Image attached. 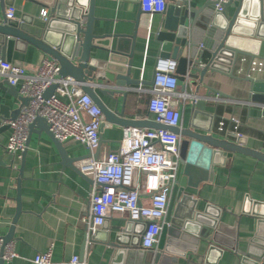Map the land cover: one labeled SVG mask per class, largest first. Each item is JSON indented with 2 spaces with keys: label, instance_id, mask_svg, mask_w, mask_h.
Masks as SVG:
<instances>
[{
  "label": "water",
  "instance_id": "95a60500",
  "mask_svg": "<svg viewBox=\"0 0 264 264\" xmlns=\"http://www.w3.org/2000/svg\"><path fill=\"white\" fill-rule=\"evenodd\" d=\"M23 1L27 4L24 13L17 21L7 22L4 9L13 5V2L0 0V60L11 62L13 50L25 51L27 46H30L45 57L54 60L59 66L61 77H70L79 84L82 92L87 94L102 112L104 122L101 128L105 123H109L122 128L163 129L181 138L179 168H177L175 185L169 194L156 252L140 250L141 236L146 223L127 221L112 241L109 237L104 241L106 246L112 248L109 264H162L167 261L166 256L173 253L167 247L168 242L173 238L188 240V237L181 236L179 231L190 232L198 239L197 242L206 241L224 247L219 241L223 237L224 228L219 222L220 210L207 205L201 212L196 211V200L186 189L196 188L197 185L192 182V178L195 177L198 168L201 167L204 172H209L214 165L220 164L219 158L228 159L234 153H240L264 162V154L245 148L244 139L241 137L235 141L214 137L211 121H208L205 127L195 126L196 118L206 115L205 100H198L192 95V86L196 82L201 85L208 73L236 79L233 71L238 57L260 58L259 46L261 40H264V0H232L224 5L222 13H216L213 3L208 1L199 8L189 0H165V9L160 14L153 40L157 43L159 59L176 61V78L180 82V91L191 100V124L184 129L167 127L144 119L136 120L134 116H127L124 112L127 96L135 93L139 87L149 88L154 79V72L148 82L134 78L132 57L138 30L137 21L136 32L129 38L130 50L123 51L119 47L111 50L105 44L108 36L96 35L93 32L96 21L94 17L96 0ZM37 7L48 10L47 22L41 21L34 15ZM228 7L234 10L231 15L225 13ZM202 32L206 33V38L203 51L198 52ZM93 51L105 52L107 57L100 58ZM201 61L205 62L202 68H200ZM239 81L248 83L250 101L264 104V77H245ZM94 85L100 86L101 94L114 102L112 110L100 100L94 91ZM205 88L208 90L207 97H211L214 93L222 96L216 90L206 86ZM54 89L55 86L47 89L44 98L53 94ZM0 92H2L0 95L1 138L2 132L9 130L5 122L13 121L18 116L20 108L28 104V98L20 97L18 92L2 79H0ZM119 96L122 97L120 109H118ZM10 100L18 103L15 109H11ZM49 129L43 118H36L28 127L26 145L29 146L31 134H45L55 146L61 164L83 177L74 167L78 158H71ZM101 142L100 136L99 145ZM25 153L26 149L21 154L22 162ZM16 203V216L9 233L4 236V243L10 241L14 233V225L20 212L19 198L16 199ZM212 209L214 214L210 212ZM242 213L251 215L256 220V232L250 240V248L255 251L238 252L239 264H264V206L255 204L251 213L247 210ZM99 231L90 237L91 241L100 236ZM208 249L215 250L212 246ZM227 249L233 251L235 247L228 246ZM0 264L5 263L0 259Z\"/></svg>",
  "mask_w": 264,
  "mask_h": 264
},
{
  "label": "crops",
  "instance_id": "0c3cea01",
  "mask_svg": "<svg viewBox=\"0 0 264 264\" xmlns=\"http://www.w3.org/2000/svg\"><path fill=\"white\" fill-rule=\"evenodd\" d=\"M11 1L16 8V17L19 18L27 4L23 0ZM189 1L194 2L199 8L206 2L205 0ZM41 10L43 9L40 7L35 9L34 15L37 18ZM225 10L228 15L234 11L230 7ZM138 14L137 0H96L94 7L96 21L93 32L96 35H107L108 40L105 44L111 50L119 47L123 51H129L131 48L129 38L136 32ZM160 17V15L155 16L148 41L142 31L136 32L132 71L134 78L142 82L152 79L156 61L159 59L158 47L153 35ZM205 38L206 33L202 32L198 52L203 51ZM93 53L98 54L100 58L107 57L105 52L93 51ZM258 54L264 59V40H261ZM43 58L45 56L40 51L30 46H27L25 51L13 50L11 54L13 64L28 69H36ZM241 58L250 59L240 56L238 60ZM201 62L200 68L205 63ZM239 67L245 69L246 65L236 63L233 71L236 79L208 73L201 85L196 82L192 86V95L198 100H205L206 114L198 116L194 124L205 127L208 121H211L213 136L223 139L224 134L215 131L216 123L233 117L240 122L239 130L241 138L244 139V147L264 154V104L250 101L248 83L239 81L245 76L236 75ZM205 86L218 91L222 96L214 93L211 97H207L208 90ZM93 88L100 100L112 110L114 102L101 94L100 86L94 85ZM177 92L182 93L180 82ZM148 98L149 95L142 91L130 93L125 102V114L134 116L136 120L153 122V116L146 109ZM121 101L122 97L119 96L118 109ZM17 106L15 100H10L11 109ZM178 109L181 114L179 127L184 129L191 124V100L186 98L184 101H179ZM122 131V127L105 123L100 129L102 142L95 157L101 158L106 153L115 152L122 138ZM8 135L9 130L2 132L0 138V234L2 236L9 233L16 216V199L19 198L20 202V212L11 239L15 242L14 250L17 256L11 264H33L32 259L36 254L49 249L52 251L53 264L68 261L72 256H78L84 264H109L112 248L106 246L104 241L107 237L112 241L127 221L123 217L113 216L99 231L100 236L91 241V236L86 233L81 221L88 215L91 190L89 179L77 175L61 164L55 146L45 134H31L23 162L21 157L19 159L5 152L4 144ZM225 139L235 141L234 138ZM62 145L71 158H79L86 154L84 147L75 141L69 140ZM218 161L220 164L214 165L209 172H204L201 167L198 168V172L192 178V182L197 185L196 188L186 190L196 200V211L201 212L207 205L220 210L219 222L224 228L223 237L219 241L224 247L234 246L235 249L231 251L206 241L197 242L198 239L190 232L179 231L181 236L188 237V240L171 239L167 247L173 253L167 255V261L162 264H239L238 252L255 251L250 248V240L256 232V220L242 212L247 210L251 213L255 204L264 206V162L240 153H234L228 159L219 158ZM141 197H144L143 192ZM210 212L214 214L213 209ZM210 246L215 250L209 251ZM156 250L155 247L152 252L155 253Z\"/></svg>",
  "mask_w": 264,
  "mask_h": 264
},
{
  "label": "built area",
  "instance_id": "2783aa9c",
  "mask_svg": "<svg viewBox=\"0 0 264 264\" xmlns=\"http://www.w3.org/2000/svg\"><path fill=\"white\" fill-rule=\"evenodd\" d=\"M205 1L213 3L216 13H222L224 5L232 0ZM165 4V0H138L137 29L143 32L146 41L155 16L164 11ZM4 17L7 22L19 19L13 5L5 8ZM38 18L47 22L48 10H41ZM237 62L246 65L245 69L237 68V76L264 77V59L241 58ZM176 68V61L157 59L152 85L147 89L139 87L136 92L149 95L146 109L154 123L179 129L178 104L188 96L177 92ZM0 79L13 87L20 97L28 98V104L20 108L18 116L5 122L9 127L5 152L20 159L27 146L28 127L36 118H43L58 142L75 141L86 150V154L74 163L75 169L92 182L88 215L81 219L86 233L94 235L113 216L130 222L141 221L146 226L140 249L154 251L179 168L180 136L163 129L126 127L117 150L97 158L95 154L104 122L102 112L78 83L59 75V66L54 60L45 57L36 69L0 60ZM52 86H55L53 94L44 98V93ZM239 127L240 122L230 117L218 121L215 131L225 138L237 139L241 137ZM142 192L144 197H141ZM14 246L13 240L4 243V236L0 234V259L5 264H11L16 258ZM51 252L49 249L36 254L32 263L53 264ZM57 264L84 263L78 256H72Z\"/></svg>",
  "mask_w": 264,
  "mask_h": 264
}]
</instances>
